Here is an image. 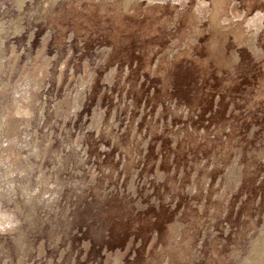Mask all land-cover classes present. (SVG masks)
<instances>
[{
    "label": "rangeland",
    "instance_id": "374dc122",
    "mask_svg": "<svg viewBox=\"0 0 264 264\" xmlns=\"http://www.w3.org/2000/svg\"><path fill=\"white\" fill-rule=\"evenodd\" d=\"M0 264H264V0H0Z\"/></svg>",
    "mask_w": 264,
    "mask_h": 264
},
{
    "label": "bare ground",
    "instance_id": "6f19581e",
    "mask_svg": "<svg viewBox=\"0 0 264 264\" xmlns=\"http://www.w3.org/2000/svg\"><path fill=\"white\" fill-rule=\"evenodd\" d=\"M21 1V0H20Z\"/></svg>",
    "mask_w": 264,
    "mask_h": 264
}]
</instances>
